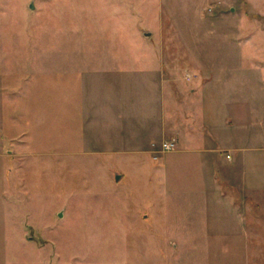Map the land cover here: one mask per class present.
I'll return each instance as SVG.
<instances>
[{
	"label": "rangeland",
	"instance_id": "obj_1",
	"mask_svg": "<svg viewBox=\"0 0 264 264\" xmlns=\"http://www.w3.org/2000/svg\"><path fill=\"white\" fill-rule=\"evenodd\" d=\"M238 115L264 199V0H0V264L199 258L171 238L203 215L175 150Z\"/></svg>",
	"mask_w": 264,
	"mask_h": 264
},
{
	"label": "crops",
	"instance_id": "obj_2",
	"mask_svg": "<svg viewBox=\"0 0 264 264\" xmlns=\"http://www.w3.org/2000/svg\"><path fill=\"white\" fill-rule=\"evenodd\" d=\"M242 118L241 115L234 118L233 129L249 125L250 130L245 134L239 131L237 136L233 131L234 135L227 140L224 137L227 124L222 117L214 124L212 134H206L203 129L201 135L188 134L185 144L175 150L194 156L195 166L188 168L187 173L191 182H198L196 188L202 192V200L193 203L202 208L203 215L169 217L173 229L180 234L171 238L182 240L173 245L181 247L185 254L201 255L180 261L173 256L174 260L165 264H191L194 260L196 264H255L254 256L264 258V236L260 234L264 230V215L258 209L264 207V199H259L262 190L258 182V147L256 137L251 134L252 120L248 124ZM143 218V223L149 224V229L160 239V227L153 225L148 214ZM188 242L191 243L189 251ZM158 254L162 261V249Z\"/></svg>",
	"mask_w": 264,
	"mask_h": 264
},
{
	"label": "built area",
	"instance_id": "obj_3",
	"mask_svg": "<svg viewBox=\"0 0 264 264\" xmlns=\"http://www.w3.org/2000/svg\"><path fill=\"white\" fill-rule=\"evenodd\" d=\"M176 142L174 140H164L159 146V151L171 150L175 147ZM227 157H230V154H227Z\"/></svg>",
	"mask_w": 264,
	"mask_h": 264
},
{
	"label": "water",
	"instance_id": "obj_4",
	"mask_svg": "<svg viewBox=\"0 0 264 264\" xmlns=\"http://www.w3.org/2000/svg\"><path fill=\"white\" fill-rule=\"evenodd\" d=\"M30 6L33 8V4H31ZM119 177H120V175H117V178H119Z\"/></svg>",
	"mask_w": 264,
	"mask_h": 264
}]
</instances>
